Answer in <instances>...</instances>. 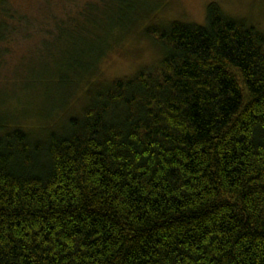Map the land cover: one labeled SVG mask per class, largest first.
I'll list each match as a JSON object with an SVG mask.
<instances>
[{
	"label": "trees",
	"instance_id": "obj_1",
	"mask_svg": "<svg viewBox=\"0 0 264 264\" xmlns=\"http://www.w3.org/2000/svg\"><path fill=\"white\" fill-rule=\"evenodd\" d=\"M153 35L78 114L0 117V264H264V32L211 2Z\"/></svg>",
	"mask_w": 264,
	"mask_h": 264
},
{
	"label": "rangeland",
	"instance_id": "obj_2",
	"mask_svg": "<svg viewBox=\"0 0 264 264\" xmlns=\"http://www.w3.org/2000/svg\"><path fill=\"white\" fill-rule=\"evenodd\" d=\"M3 1L14 24L23 23L0 44V117L28 106L35 118L27 125L45 124V114H78L89 83L151 67L161 51L153 33L173 20L202 24L211 2L264 32V0Z\"/></svg>",
	"mask_w": 264,
	"mask_h": 264
}]
</instances>
